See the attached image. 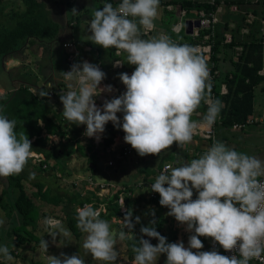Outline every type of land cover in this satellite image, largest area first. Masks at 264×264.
<instances>
[{
    "label": "clouds",
    "instance_id": "obj_1",
    "mask_svg": "<svg viewBox=\"0 0 264 264\" xmlns=\"http://www.w3.org/2000/svg\"><path fill=\"white\" fill-rule=\"evenodd\" d=\"M159 7L160 0H120L116 7L105 3L93 11L88 26L91 42L104 49H117V55L126 53L125 63L135 66L131 75L119 74L126 89L122 94L105 99L98 107L95 98L111 93L113 87L100 86L106 74L97 64L81 61L62 72L68 89L59 97L64 118L85 125V135L97 140L105 125L112 122L124 132V142L141 157L159 155L174 143H191L200 128L215 123L223 106L221 101L211 99L206 59L193 47L178 44L163 33L142 38V30H155ZM39 95L47 97L49 91L41 90ZM4 96L5 90L0 89V97ZM202 102L207 104V112L202 120H194ZM117 113L123 114L122 121ZM15 128L16 120L0 114V177L19 175L36 154L25 131L17 133ZM151 191L159 194V204L169 209L167 214L193 233L188 247L183 241L167 242V237L156 230L155 219L140 228L138 239L133 229L140 217L133 219L131 210H126L123 227L117 232L101 218L103 206L88 203L75 209L77 227L86 234L82 244L86 253L101 264H116L117 241L127 240L133 241V264H157L161 254L166 256L165 264H249L264 254V160L216 141L198 158L166 166ZM4 223L0 218V227ZM44 224L53 239L71 235L60 220L48 217ZM145 236L158 243L151 244ZM199 237L211 238L226 252L239 255L225 256L215 248L200 251L203 243ZM40 248L45 254L48 242L41 239ZM0 258L14 260L7 245H0ZM45 258L47 264H85L79 254Z\"/></svg>",
    "mask_w": 264,
    "mask_h": 264
},
{
    "label": "trees",
    "instance_id": "obj_2",
    "mask_svg": "<svg viewBox=\"0 0 264 264\" xmlns=\"http://www.w3.org/2000/svg\"><path fill=\"white\" fill-rule=\"evenodd\" d=\"M2 1L3 0H0V3ZM21 3L23 6L22 11L11 10L3 15L4 8H0V16L5 18V23H0V59L22 49L24 46L53 44L57 39L59 25L53 20L51 11L46 8V5L40 0H21ZM177 5L187 10L203 9L206 11L210 9L204 5L192 4L185 0H181ZM249 34L252 39L239 43L242 46V52L232 62V69L224 75L223 81L226 83L227 94L220 95L216 85L215 87H210V95L211 93L214 94L213 100H219L223 105L215 121V124L218 123L216 127H220L219 131L222 135L220 138L221 140H227L228 138V135L225 136L222 130H228L234 124L244 123L253 115V90L260 83L264 82V76L258 74V72L264 68V37L258 38L255 31H250ZM178 44L182 43L178 42ZM237 44L238 42L232 39L231 44L224 46L228 47V50H230ZM221 47L219 41L214 42L211 58L215 62H218L216 54L220 51ZM115 50L116 49L113 48L111 51L112 59L117 58L114 54ZM84 55H89L94 64L99 62L98 57L95 56V51L84 53ZM108 69H104V73L106 74L104 81L120 88L125 87L119 79V74L128 72V70H112L110 72ZM61 85L62 83L59 82L57 87ZM54 91L55 94L52 97L54 100L52 101L49 96L41 97L39 94L32 92L29 85L21 82L16 85L14 91L10 95L0 97V114L7 116L10 120H16L15 131L17 133L25 131L28 139L31 141L33 152L42 154L44 157V161L38 164H33L32 160L29 159L24 170L19 175L1 177L6 187L3 188L0 193V211L4 212L7 217H9L11 213L17 215L18 221L16 224H12L10 231L12 239L18 243V245L33 244L35 247L39 246L44 233L48 231V227L44 224L45 218L48 217L60 219L64 226L71 231V235L76 239H80L84 233L77 227V214L75 209L77 207H83L84 204L91 203L95 207H98L100 204H105L106 211L101 213V218L107 220L110 226L113 218H124L126 212H120L121 206L118 203L119 194L122 190H118L112 196L99 200L96 193L94 197L91 198L89 194H92V192L89 190L85 191L84 187L80 188L77 192H65L61 194L56 192L55 189H52L51 186L45 185L34 179L35 176L30 168L36 169L38 167V172L41 174L43 171H47V168L42 169V165L46 164L48 167L49 161L51 160L55 162L56 160H63L60 158L61 153L56 149V147L59 146L67 148L68 151H70L66 155L74 153L87 158V170L92 171L93 174L98 172L96 159L99 153L90 142L79 140L83 125L73 124L64 118L62 106L55 102L56 99L60 100V98L56 90ZM58 107L61 109L58 110ZM201 111L204 112V114L206 113L203 106ZM39 121H42V126L39 124ZM114 129L115 127L113 125L106 124L103 135L104 146H109L111 144ZM44 131L49 135H55L60 139L66 140L65 142L59 143L56 147L47 148V140L42 137ZM215 141H218L216 137ZM169 152L173 154L172 151ZM169 154L170 153L164 154L165 160L160 162L173 161L172 159H175V157L173 158L172 154L171 157H169ZM161 155H163L162 152L154 156L157 157ZM184 156L185 158L187 157V155ZM162 167L163 165H159L157 162L155 165L142 170L147 176H150L146 177L148 180L158 175ZM51 169L53 171L55 170V168ZM61 172L67 175L64 172V168L61 169ZM51 176L52 175L48 177L51 178ZM146 178H144V182H147ZM26 182H29L36 190L31 195L26 191ZM53 191L56 193H53ZM88 192L90 193L87 194ZM34 198L41 201L42 204H47L52 207H58L63 204V208L59 213L48 212L41 208L42 205L39 206L36 204ZM124 200L125 203L128 204L129 197L125 196ZM159 200L160 196L156 193L154 198L147 200V203L159 207ZM158 219L155 225L156 230L162 236L167 237V242H175L176 232L169 229L170 231L168 234H163L162 228L166 220L161 215L158 216ZM172 219L175 218L173 217ZM113 225L118 226L115 223ZM133 231L139 239L140 237L134 229ZM148 239H150V242L155 240V238ZM125 245L126 250L123 253L124 257L128 260H134L135 254L132 251L133 241L125 240ZM204 247L205 248H202L200 251H210L209 246L205 244ZM0 264L9 263L0 260Z\"/></svg>",
    "mask_w": 264,
    "mask_h": 264
},
{
    "label": "rangeland",
    "instance_id": "obj_3",
    "mask_svg": "<svg viewBox=\"0 0 264 264\" xmlns=\"http://www.w3.org/2000/svg\"><path fill=\"white\" fill-rule=\"evenodd\" d=\"M53 2L54 6H57V2L59 0H51ZM56 2V4H55ZM3 7V15L7 14L11 10L16 11H22L23 6L21 3V0H3L0 3V8ZM53 9V7H50ZM0 23H5V18L3 16H0ZM182 35H177V38H180ZM185 37V36H184ZM185 41L187 45H190L191 42L188 37H185ZM47 45L45 47L40 46H24L22 49L15 51L14 53L10 54L9 56L3 57L0 59V89L5 90L6 96L10 95L16 85L18 83H27L29 85L33 92L35 91L36 94H39L41 90H46V87H44V84L48 78L49 74V60L47 58V54L45 51H47ZM45 50V51H44ZM55 50L53 49V52ZM44 58L46 61L47 69H44L45 64ZM234 61V60H233ZM41 65L42 67V73L37 68ZM227 67L229 70L232 69V66L227 64ZM229 70H225V73H227ZM45 81V82H44ZM43 87V88H41ZM38 88V89H36ZM41 88V89H40ZM49 90V87H47ZM47 91V90H46ZM258 89L256 91V95L258 94ZM264 98V92L261 93ZM63 107L62 103H60ZM58 109V108H57ZM60 110V109H59ZM118 116V115H117ZM218 123L215 124L214 130L216 131V139L221 141V133L219 131L220 127L217 126ZM260 126V125H258ZM249 127L247 130L249 131ZM259 129L264 130V126L261 125ZM224 135H229L227 140H225V144L227 147L235 149L238 152L246 153L248 155L256 156L261 160H264V135L258 134L261 138H258L257 136H254L253 134L247 135V133L244 132H237L233 131L231 128L228 130H222ZM49 135V134H48ZM262 135V136H261ZM51 138H48L45 136V139L47 140L46 145L47 148L56 147L59 145V143L65 142L66 139H60L58 136L49 135ZM54 139L59 141H54ZM84 142V141H83ZM258 147V148H256ZM256 148V149H255ZM56 149L61 153V159L62 161L56 160V162L53 161V163L50 164L47 167L46 172H42L41 174L38 172L39 168L31 169L33 172L36 180L44 183L45 185H49L52 187V189H55L56 192L64 194L66 193H73L79 191L80 188H83L85 184H87V180L91 175H94L92 171L87 170L88 161L87 158L81 157L78 154L69 153L67 148H62L61 146L56 147ZM175 151V150H174ZM97 152L99 153L98 158L96 159V165L98 167V172L105 173L107 175L108 180H111V183L113 187H111V192L109 196H112L114 193H116L118 190H122V196L123 197H129V202L131 207H129V210H133L134 217L139 216L140 217V223H137L134 225V230L137 233L139 237H141L140 228L142 226H147L149 224V221L152 219H155L156 224L158 222V216L161 215L166 220V223L163 226V234H168L170 228H174L177 230L176 232V242L183 241L185 247H188V238L193 233L186 231V225L179 224L175 219H172L173 217L168 215L169 209L164 206H155L150 203H147V200H142V191L137 188L138 183H143L144 178L150 177L147 176L145 173H141L140 171L142 169H146L149 166L155 165L157 162L159 165H166L170 164L172 166L175 165L173 161L170 162H160L165 160V155L168 152H163V155L155 157L154 155H146L141 157L138 155V153L134 152L130 158L122 159L120 161H115V164L112 166L106 165V163L112 158L111 156H103L101 155V151L98 148ZM174 158V154H172ZM178 156V154H176ZM155 157V158H154ZM169 157H171V153L169 154ZM152 159V160H151ZM156 160V161H155ZM173 160V159H172ZM52 162V160H51ZM178 165V163H177ZM179 166V165H178ZM55 168L53 171L51 168ZM64 168V172L67 175H64L61 172V169ZM51 176L49 178L48 176ZM79 176L81 179H79ZM139 176V177H138ZM157 176V175H156ZM138 177L139 181H135V179ZM33 179V180H34ZM147 180V178H146ZM1 180L0 177V193L5 188V183ZM132 183V184H131ZM134 183V184H133ZM125 184H127L125 186ZM26 191L29 195L33 194L36 190L31 186L29 182L25 183ZM92 190V189H89ZM53 191V193H56ZM92 192V194H89ZM87 194L90 195L91 198L94 197L95 192L90 191ZM196 198V192L194 190L193 199ZM35 199V198H34ZM102 199V198H101ZM104 199V197H103ZM134 199V200H133ZM100 200V199H99ZM36 204L39 206L42 205V209H45L46 211H51L54 213H59L60 210L63 208V204L59 205L58 207H52L47 204H42L41 201L35 199L34 200ZM154 210V216L151 215V212ZM0 218H3L5 220V223L2 227H0V245H7L10 250L11 254L14 257V260L12 262H8L9 264H47V260L45 258V255H55L60 256L61 253H64L68 256H71L73 254H79L82 256L85 260V264H101V262H98L94 260L90 255L86 253V250L83 249L82 244L85 238V233L80 239L74 238V236L70 235L67 238H64L63 236L57 235L55 239L51 235L48 234L49 229L46 233H44V236L42 239H44L46 242H48V250L44 254L43 251L39 246L35 247V245H18L12 237H11V231L10 228L12 227V224H16L18 221V217L15 213H11L9 217H7L4 212L0 211ZM121 220L123 218H120V221L112 219L111 222V228L117 230H121L123 227ZM114 222L118 223V226L113 225ZM115 223V224H116ZM155 224V225H156ZM172 230V229H171ZM41 233V232H40ZM144 239H148L146 236L143 237ZM203 243V249L205 248V244L209 246L211 238L206 237H199ZM151 244L155 245L158 243V241L155 239L153 242H150ZM12 245H14V249L12 248ZM116 249L119 253V256L117 260L120 259H126L123 255V253L126 250L125 241H117ZM202 250V249H200ZM195 251V249H193ZM211 251V250H210ZM0 260H3L0 258ZM5 261V260H3ZM166 256L161 254L157 260V264H165ZM254 264V263H249Z\"/></svg>",
    "mask_w": 264,
    "mask_h": 264
},
{
    "label": "crops",
    "instance_id": "obj_4",
    "mask_svg": "<svg viewBox=\"0 0 264 264\" xmlns=\"http://www.w3.org/2000/svg\"><path fill=\"white\" fill-rule=\"evenodd\" d=\"M40 1H42L46 5V8L49 11H51L53 20L59 25V33H58L57 39L55 40L53 44L49 43L47 45L48 47L47 51L44 50L46 54L48 55L47 58L49 60V68H50L48 78L46 82L44 81L45 82L44 87H46L47 91H50L56 88V85L60 82V74L66 66L65 50H64L63 44L68 41H74L80 50H82L84 47H90L92 51H95V56L98 57L99 63L101 64L103 69L109 68L108 71L111 72L113 70L111 68L113 61L118 60L120 61V63H124V64L123 66H121V69H117V70H122V71L128 70L130 72L134 71L135 69L134 65L125 63L126 53L121 52V55L117 56L116 59H112L111 51L113 48L104 49L99 45H95L94 43L91 42L90 36H89L90 33L88 32V26H89V22L93 15V11L96 9L102 8L105 3H111L114 7L120 2V0H59L57 2L58 4L57 6H54L51 0H40ZM180 1L181 0H160V7L158 10L159 14L154 22L156 25L155 30L150 31L148 35H144L143 30H142V33H141L142 38L151 39L152 37L156 36L158 33H163V34H167L171 39H174L177 43L180 42L182 44H186L187 41H185V37H188L186 36V32L181 33L180 35L182 36L180 38H177L176 37L177 35L173 34V32L171 31L172 27L179 22L180 17H181V11L185 9V8H181L180 6L178 7L177 4ZM185 1H188L192 4H198L202 6L204 5L207 8H210L209 10H206V11L216 12L217 9H219L218 14L216 15L218 22L215 25V40L219 41L220 45L222 46L220 48V51L216 54L217 58H219L217 64L220 70H222V73L225 72V70L226 71L229 70L227 67V64L228 65L230 64L232 66V62L235 58V56L232 55L234 48L242 47L239 43L250 41L252 39L251 35L249 34L250 31H255L256 36L258 38L261 35L260 34L261 21L264 20V0H257V1L255 0H185ZM50 7H53V9H51ZM72 9H75L76 12H73ZM185 10H186L185 21H188V20L194 19L196 15L195 14L196 11L203 10V9H197V10L196 9H191V10L185 9ZM225 34L230 35L231 40L233 39L234 41L238 42V44L232 47L230 50H228V47H225L224 44L222 43L224 40ZM261 36L264 37V32ZM36 46L37 47L40 46L41 48L42 45L36 44ZM45 46L46 45H43V47ZM53 49L55 50L54 52H53ZM46 61L47 60H45L44 58L43 65L46 63ZM37 68L40 71L42 70L41 65H39V67ZM44 69H47L46 64L44 66ZM49 84H51L52 87L49 88L48 90L47 87ZM257 89L259 91H258V94L256 95ZM262 92H264V82L260 83L253 90V115L254 116H261V115L264 116V98H263V95L261 94ZM50 99L52 101L54 100L52 98ZM55 102L56 104L61 103V101L57 99L55 100ZM202 106L205 108L207 112V105L202 102L199 108L196 110V113L192 117L194 120H202V117L204 115V112L201 111ZM59 109L61 108L58 107V110ZM117 115H119V113H117ZM258 125L261 126L263 124L258 123L253 126L249 125L248 126L250 128L249 131L247 130L248 127H246L243 130H236V131L247 133V135L245 136L253 134L254 136H257L258 138H261L260 136H258V134L264 135V130L259 129L260 126ZM221 141L222 143L223 142L225 143V140H221ZM206 145H207L206 142L197 138V139H193L191 143H187V144H175L174 143L172 146H170L169 148L163 151L165 153L166 152L171 153L169 151L173 152V154L175 155L174 156L175 159H173V162L175 163L174 165L175 167V166H178L180 163L190 162L192 159L197 158L194 156L192 151L205 152L204 147ZM176 154H178V156H176ZM184 155H187V157L185 158ZM51 163H53V160L52 162L50 161V164ZM140 172L145 173L143 172V170H141ZM95 174L97 175L99 182L105 181L106 183H110L112 185L111 180H108L107 175L104 172L103 173L96 172ZM138 177L135 179V181L137 180V182L139 181ZM154 177L155 176L151 177V179ZM79 179H81L80 176H79ZM126 185L127 184H125V186ZM111 187H113V185ZM111 187L107 189V192L103 191L102 193L103 194L106 193V195L109 194L111 192ZM141 198L142 200L146 199L144 198L143 193H142ZM101 200H103V198ZM125 207L128 210H129V207L132 208L129 201H128V204L125 203ZM131 212H132V218H133L135 212L133 210H131ZM163 229L164 228H162V230ZM170 229H172V231L177 232V230L174 228H170ZM176 239H175V242H176Z\"/></svg>",
    "mask_w": 264,
    "mask_h": 264
},
{
    "label": "built area",
    "instance_id": "obj_5",
    "mask_svg": "<svg viewBox=\"0 0 264 264\" xmlns=\"http://www.w3.org/2000/svg\"><path fill=\"white\" fill-rule=\"evenodd\" d=\"M255 1H257V0H255ZM118 4L115 5L114 7L118 6ZM218 12H219V9H217L216 12L215 11H205V10L196 11L195 12L196 15H195L194 19H192L191 21L192 22L198 21L199 26L198 27L192 26L191 33L186 34V36H188L190 38V42L192 43V44H190V46L195 49L196 53L198 55L203 56L206 59V63H207L209 73H210V81H209L210 85L213 87H215V85L218 86L219 87V94L225 95V94H227V87H226V83L223 81L224 75L222 73V70H220V68L217 64L218 62L213 61L211 58L212 57V48H213L214 42L216 41L215 40V25L218 22L217 16H216L218 14ZM185 16H186V10L184 9L181 11V17H180L179 22L177 24H175L171 29L173 34L180 35L181 33H185V22H186ZM149 32L150 31H144L143 30L144 35H148ZM263 32H264V20L261 21L260 34L262 35ZM261 35L259 38L262 37ZM172 40L174 42H176L174 39H172ZM231 42H232L231 36L225 34L224 40L222 43L224 45H229V44H231ZM63 47L65 50L66 66L62 72H66V71L70 70V67L73 63H79L81 61H87V62L93 63V60L89 55H84V53H89L92 51L90 47H84L82 50H80L74 41L65 42L63 44ZM117 51H118L117 49L114 51L115 56H119V55H117ZM241 52H242V47H236V48H234L232 55H234L235 58H237L241 54ZM216 58H217V56H216ZM218 60H219V58H217V61ZM114 63H120V61H118V60L113 61L112 67H111L113 70L121 69V66H115ZM95 64H97L100 67V69L104 72V69L99 62H96ZM62 72L60 74V82L62 83V85L60 87H57V85H56V88H55L56 93L59 97L61 94H63L64 92H66L68 90L66 87L67 82L64 80ZM127 73L129 75H131L132 72L128 71ZM258 74L264 75V68H262L258 72ZM105 85H112L113 91L111 93H102L100 96L95 98V103L98 107L102 105V103L105 99H111L113 97L119 96L120 94H122L126 90L125 87L120 88L116 85L106 83L103 80L101 82L100 86H105ZM54 94H55V91L50 90L49 95H48L49 98H52L54 96ZM213 95L214 94L211 93V95H210L211 99H213ZM122 116H123V114L119 113L118 117H120L121 121H122ZM256 123L264 124V116H262V117H255V116L250 117L244 123L234 124L232 126V130H235V131L241 130V129H244L248 125H253ZM107 124L113 125L112 122H108ZM40 125L42 126V124H40ZM214 126H215V123L213 125H211L210 127L204 126V127L200 128L193 136V139L198 138V139H201L204 142H206L207 145L204 147L205 152L211 147V145L214 142H216L215 141ZM105 128H106V125H105ZM85 130H86V126L83 125L81 128V134L79 136V140L90 142L93 145V147L95 148V150H97L99 148L101 151V155L111 156L112 158L106 163V165H108V166L114 165L115 161H120L122 159L130 158L135 152V150L129 144L124 142L123 137L125 134L119 127H115L114 135L112 136V142L109 146H104V143H103L104 142V139H103L104 132L102 134H100V138L97 140L95 137L86 136ZM45 136H47L48 138H51L46 133V131H44L42 134V137L44 139H45ZM54 141H59V140L54 139ZM62 141H63V139H62ZM205 152L192 151L194 156L197 158ZM42 161H44V157L42 154H34V156L32 157V163L33 164H35V163L38 164ZM168 165H170V164L164 165L162 167V169L160 170V172L163 171V169ZM46 168H47L46 164L42 165V169H46ZM156 177L157 176H155L152 179H148L147 182H143V183L141 182V183L137 184V188L142 191V193L144 194V198H146L147 200L155 197L156 193L151 191V185L155 182ZM87 182L88 183L84 185L85 190L92 189L89 191L95 192L97 197L100 200L103 197L109 196L110 193L106 195V193L103 194L102 192L103 191L107 192V189L112 186L110 183H106L105 181L104 182L96 181L94 175H91L88 178ZM122 193L123 192H121L119 194L118 203L121 206L120 212L124 213L126 211V207H125V200H124V197L122 196ZM101 205L103 206L102 212H105L106 211L105 204H100L98 206V208ZM55 219H57V218H55ZM115 219L116 218H113V220H115ZM57 220H60V219H57ZM117 220L120 221V218H117ZM114 223H116V222H114ZM116 224H118V223H116ZM209 248H210V250L215 248L216 251H218L220 254L225 255V256H231L233 254L239 255V253L226 252L218 244H215L212 241V239L210 240ZM249 262L254 263V264H264V254H262L260 257L253 258ZM116 264H133V260H128L127 258L126 259H118Z\"/></svg>",
    "mask_w": 264,
    "mask_h": 264
},
{
    "label": "water",
    "instance_id": "obj_6",
    "mask_svg": "<svg viewBox=\"0 0 264 264\" xmlns=\"http://www.w3.org/2000/svg\"><path fill=\"white\" fill-rule=\"evenodd\" d=\"M192 26L198 27L199 26V22L198 21L192 22L191 20L186 21L185 22V32H186V34H190L191 33ZM94 177H95L96 181H99V179H98L96 174H95Z\"/></svg>",
    "mask_w": 264,
    "mask_h": 264
},
{
    "label": "bare ground",
    "instance_id": "obj_7",
    "mask_svg": "<svg viewBox=\"0 0 264 264\" xmlns=\"http://www.w3.org/2000/svg\"><path fill=\"white\" fill-rule=\"evenodd\" d=\"M101 87H103V86H101Z\"/></svg>",
    "mask_w": 264,
    "mask_h": 264
}]
</instances>
